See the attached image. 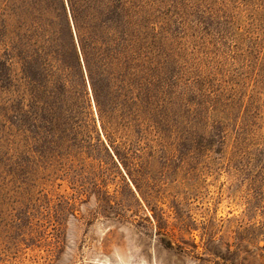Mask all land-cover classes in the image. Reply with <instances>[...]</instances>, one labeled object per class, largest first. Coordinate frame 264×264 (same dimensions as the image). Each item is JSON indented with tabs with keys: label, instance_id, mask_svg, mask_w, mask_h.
I'll list each match as a JSON object with an SVG mask.
<instances>
[{
	"label": "trees",
	"instance_id": "trees-1",
	"mask_svg": "<svg viewBox=\"0 0 264 264\" xmlns=\"http://www.w3.org/2000/svg\"><path fill=\"white\" fill-rule=\"evenodd\" d=\"M221 40L256 57L259 97L264 0H0V142L74 182L104 154L147 203L162 162L180 161L178 176L218 152L245 172L251 105ZM253 196L249 210L264 202Z\"/></svg>",
	"mask_w": 264,
	"mask_h": 264
},
{
	"label": "rangeland",
	"instance_id": "rangeland-1",
	"mask_svg": "<svg viewBox=\"0 0 264 264\" xmlns=\"http://www.w3.org/2000/svg\"><path fill=\"white\" fill-rule=\"evenodd\" d=\"M217 44L251 105L238 126L248 170L218 152L178 176L180 161L162 162L147 203L104 154L74 182L31 164L24 146L0 142V264H264V202L248 204L264 193V91L249 98L261 72L256 57H236L235 40Z\"/></svg>",
	"mask_w": 264,
	"mask_h": 264
}]
</instances>
